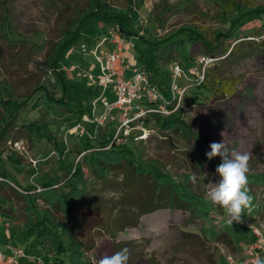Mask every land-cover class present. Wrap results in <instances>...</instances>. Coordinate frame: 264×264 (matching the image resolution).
I'll return each mask as SVG.
<instances>
[{"label":"rangeland","instance_id":"1","mask_svg":"<svg viewBox=\"0 0 264 264\" xmlns=\"http://www.w3.org/2000/svg\"><path fill=\"white\" fill-rule=\"evenodd\" d=\"M87 1L0 0V81L3 86L12 90L14 98L31 93L38 85L44 86L52 101L65 97L64 104L48 103L37 99L39 93L34 94L26 101L12 129L0 137V170L19 188L14 189L12 185L13 189L5 187L0 192V252L7 254L11 249L18 250L20 256L15 264H37V257L44 264V257L53 256L50 248L24 250V245L19 243L33 197L31 193L30 199L26 198L21 188L33 192L36 187L39 195L40 186L62 184L71 175L76 161L83 157L82 152L98 148L102 136L108 132V137H112L119 124L118 111L112 113L115 125L109 123L94 129L91 119L95 110L101 112L115 100L111 84L103 90L92 52L106 32L116 25L110 27L105 22H87L76 40L68 43L58 55L54 68L63 77L60 81L42 66L47 42L56 39L61 24L73 13L75 5H85ZM135 1L142 2V6L123 15L125 20H122L125 32L130 34L124 40L123 50L126 78L131 77L132 69L141 68L143 60L139 61L138 51H145L148 44L157 41H162L158 44L162 48L177 43L178 55L172 62L188 72L195 57L205 53L200 43L182 41L183 37L198 33L212 46H233L234 36L229 32L237 23L236 7L264 10V0ZM109 2L116 9L125 6L124 0ZM262 21L264 15L260 21L253 20L237 29L240 28L239 32L261 31ZM248 39L254 40L251 56L231 64L219 60L209 68H216L213 72L219 81V89L213 90L211 83L207 90L197 89L198 85L182 80V85L187 86L180 103L182 118L190 130L201 137L199 150H193L195 140L187 143L171 135H168L170 144H167L153 122L144 126L145 137L131 150L143 161L159 164V170L175 183H180L184 176L195 174L196 181L189 184L191 191L209 203L206 192L211 183L219 181L216 168L221 163L220 157L211 160L206 157L209 145L224 141L230 152H247L250 162L256 164L252 165V178H248L250 194L253 195L252 206L242 216L243 222L229 225L225 213L212 212L209 221L197 219L184 228L185 214L167 209L141 217L137 227L118 232L115 239H111L107 235L109 231L99 224L92 228L88 224L83 225L88 221L82 223L79 220L76 239L91 247L81 256V263L97 264L104 255L116 252L113 249L116 243H124L130 250L129 264H227L229 255L238 264L247 263V255L243 251L254 239L251 227L264 222V51L257 48L264 47V35ZM100 49L105 51L111 47L106 43ZM144 51L142 55L146 53L149 56L150 52ZM169 65L151 73V76L162 80L161 90L166 92L167 98L170 95ZM3 124L0 123V131ZM31 124H36L39 131L32 132L31 140H28L20 131L25 130L24 125ZM77 125L78 128L75 127ZM15 127L16 132L13 130ZM130 132L135 135L137 131ZM18 134L22 136L19 138ZM121 141L128 145L131 143L127 136ZM185 151L189 154L185 155ZM201 158L205 159V166L198 171L195 164L198 165ZM83 171L89 186L92 178L88 177L86 170ZM102 196L116 200L120 194L117 190L108 189L102 192ZM204 199L201 200V210L207 206ZM34 205L42 207L39 198ZM81 213L91 221H97L107 211L102 206L90 213ZM54 217L60 222L64 220L59 212ZM182 232L194 236L189 237ZM222 232L229 235L234 243L232 248L217 242L216 238Z\"/></svg>","mask_w":264,"mask_h":264},{"label":"trees","instance_id":"2","mask_svg":"<svg viewBox=\"0 0 264 264\" xmlns=\"http://www.w3.org/2000/svg\"><path fill=\"white\" fill-rule=\"evenodd\" d=\"M124 2L125 6L122 9L114 8L109 0H88L85 5H75L73 13L66 17L61 24L56 39L47 42V49L42 62L43 68L48 70L51 75L54 73L59 81L63 79L60 73L55 70L54 64L61 50L68 43L76 40L87 22H105L110 27L116 25L114 29H117L123 40H127L130 34L124 30L122 20L125 19L123 15L140 8L142 2H136L135 0H124ZM236 15L237 23L229 32V35L233 34L232 36H234L232 39L235 41L233 46L230 44L224 47L222 45L212 46L198 33H195V36L188 35L187 38L183 37L181 40L200 43L205 55L216 59L215 62L223 60L231 64L245 59L251 56L253 51L254 40H249L248 38H259L264 35V21L261 22V31L239 32L240 28L237 29V27H243L253 20L260 21L261 15H264V10H250L244 6H237ZM108 32H106V35H108ZM161 42L150 43L145 47V51L142 50L137 53L139 61L142 62L143 60L140 66L141 69L146 71L151 82L156 83L160 89L163 84L162 80L151 76V73L157 72L163 65L173 63V59L178 55L177 43H172V46L167 45L162 48L160 45L158 46ZM257 48H259V51H264V47L257 46ZM143 51H149V56L146 53L145 56L142 55ZM214 70H216L215 67L205 72L204 80L197 86V89L207 90L209 83L214 86L213 90L219 89V81L216 80ZM162 92L166 95L165 91ZM36 93H39L37 99H43L45 102L65 103L64 96L52 101L43 85H38L31 93L14 98L12 90L5 88L0 81V123H5L1 125L0 137L6 132L8 134L19 118V113L26 101L31 97L33 98ZM182 114L181 106L175 111H173L172 107V113L169 116L154 115L139 121V123L144 127L153 122L161 136L164 137V141H167V144H170V141L167 140L168 135L179 137L187 143L192 142L190 140H195L196 145H194L193 150L197 151L200 148L202 139L190 130L189 125L183 120ZM23 128L25 130L20 131V133L25 135L28 140H31L32 132L39 131L36 124L24 125ZM13 130L16 132V127ZM136 131V136L132 132L127 135L131 140L130 145L126 141L122 143V141L119 142L114 139V134L112 137H108L107 132L105 136H102L98 148L94 149L92 147L90 151H87L88 153L82 152L84 153L83 157L81 160L76 161L71 175L66 177L62 184L47 183L40 186L42 189L39 195L36 194V187L33 192L29 189L21 188L28 199H30L29 194L33 193V197L29 202L30 212L29 214L27 213L28 218L19 241V243L24 245V250L30 249L34 251L50 248L53 256L44 257V262H46L44 264H85L81 263L80 258L85 250H90L91 247L76 239L79 220L82 223L88 221L89 223H84L83 225L88 224L92 228H96L97 224H99V226L109 231L107 232L109 238L115 239L116 233L137 227L141 217L167 209L185 214L184 224H182L184 228L189 224H193L197 219H202L205 222L209 221V216L212 212L223 215V208L206 202L202 196L191 191L189 185L190 181H192L191 174L184 176L180 183H175L172 178L159 170V164L154 165V163L143 161L140 156H134L131 150L137 146V142L141 141V139H137L141 135V131ZM21 134H18L19 138ZM184 154L188 155L189 153L185 151ZM14 160L16 161V159ZM204 160V158H201L199 164H195V168L198 171L204 168ZM255 164V162H250L251 170L248 178H252L254 169L252 165ZM83 170H86L88 177L92 178L89 181V186L88 178L84 176ZM5 187L19 189L0 170V192ZM108 189L117 190L120 194L118 199H104L102 192ZM1 197L0 193V199ZM38 198L42 202V207L39 208L34 205V201ZM202 199L207 205H204L206 209L203 210L200 208V205L203 204L201 202ZM107 202L109 206L106 207ZM102 206L107 211V214L100 217L97 221H91L81 213V211L85 212L83 214L90 213L94 209H100ZM57 212L61 213L64 218L61 222L54 217ZM182 234H187L189 237L194 236L186 232H182ZM203 234H205L204 231ZM62 236L65 237L64 241ZM216 240L226 247L232 248L234 244L229 235L224 232L220 233ZM125 246L124 243H116L113 245V249L114 251H119ZM38 259L37 257L36 260Z\"/></svg>","mask_w":264,"mask_h":264},{"label":"built area","instance_id":"3","mask_svg":"<svg viewBox=\"0 0 264 264\" xmlns=\"http://www.w3.org/2000/svg\"><path fill=\"white\" fill-rule=\"evenodd\" d=\"M109 44L110 50L100 49L104 44ZM124 40L120 37L117 29L108 32V35L101 38L98 45L92 52L97 63L100 80L103 90L108 85H112L115 100L107 105L101 112L95 110L91 116L93 128L98 129L108 123L115 125L112 116L114 111H118L119 124L115 127L114 139L121 141L131 130H140L142 133L137 139H142L146 135V129L140 125L139 121L154 115L169 116L181 103L187 86L182 85V80L199 85L203 82L205 72L213 65L216 59L207 55H197L193 67L188 72L178 65L172 63L168 67L169 92L167 98L156 83L151 82L149 75L141 68L131 71V77L126 78V70L123 65ZM100 99L96 100V103ZM78 128L79 126H75ZM253 241L247 245V263L254 264L257 258L264 255V222H258L251 227ZM20 252L11 249L9 253L0 252V264H15ZM37 264H43L40 259ZM227 264H238L231 255L226 257Z\"/></svg>","mask_w":264,"mask_h":264},{"label":"clouds","instance_id":"4","mask_svg":"<svg viewBox=\"0 0 264 264\" xmlns=\"http://www.w3.org/2000/svg\"><path fill=\"white\" fill-rule=\"evenodd\" d=\"M209 147L206 157L209 160L220 157L221 163L216 168L220 179L210 184L206 198L213 205L223 208L229 225L233 222L242 223V216L250 210L253 201L248 187L250 155L236 150L230 152L224 141L212 142ZM196 179L193 174L191 180L195 182ZM130 256V250L122 248L112 255H104L97 264H129ZM254 264H264V258H257Z\"/></svg>","mask_w":264,"mask_h":264},{"label":"crops","instance_id":"5","mask_svg":"<svg viewBox=\"0 0 264 264\" xmlns=\"http://www.w3.org/2000/svg\"><path fill=\"white\" fill-rule=\"evenodd\" d=\"M132 70H133V69H132ZM112 90H113V88H112ZM113 95H114V94H113ZM180 216H181V215H179V217H180ZM243 253H246V252L243 251ZM246 255H247V254H246ZM261 258H264V257H261Z\"/></svg>","mask_w":264,"mask_h":264}]
</instances>
